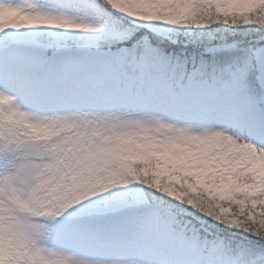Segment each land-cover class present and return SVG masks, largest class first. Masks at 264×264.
Masks as SVG:
<instances>
[{"label":"snow or ice","instance_id":"snow-or-ice-1","mask_svg":"<svg viewBox=\"0 0 264 264\" xmlns=\"http://www.w3.org/2000/svg\"><path fill=\"white\" fill-rule=\"evenodd\" d=\"M0 264H264V0H0Z\"/></svg>","mask_w":264,"mask_h":264}]
</instances>
